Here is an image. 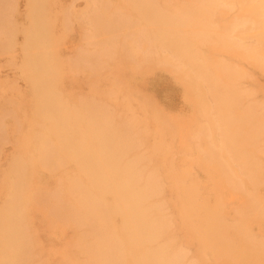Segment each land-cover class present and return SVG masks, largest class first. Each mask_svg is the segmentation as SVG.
Masks as SVG:
<instances>
[{"label": "bare ground", "instance_id": "bare-ground-1", "mask_svg": "<svg viewBox=\"0 0 264 264\" xmlns=\"http://www.w3.org/2000/svg\"><path fill=\"white\" fill-rule=\"evenodd\" d=\"M0 60V264H264V0H0Z\"/></svg>", "mask_w": 264, "mask_h": 264}, {"label": "rangeland", "instance_id": "rangeland-1", "mask_svg": "<svg viewBox=\"0 0 264 264\" xmlns=\"http://www.w3.org/2000/svg\"><path fill=\"white\" fill-rule=\"evenodd\" d=\"M63 2L69 3L70 0H63ZM76 8L81 9L82 3L77 2ZM162 78L163 77L158 75L153 77L146 86V92L150 94L156 102L160 103L162 107L174 112L182 110V102L179 94L172 89L166 79ZM11 81H18L17 73L5 67L3 61L0 60V91L3 85ZM258 81L261 86L264 85V81L260 76L258 77ZM1 98L2 95L0 94V102H2ZM41 234L46 235V229L45 231L42 230Z\"/></svg>", "mask_w": 264, "mask_h": 264}]
</instances>
